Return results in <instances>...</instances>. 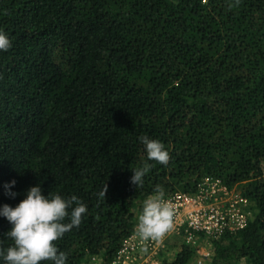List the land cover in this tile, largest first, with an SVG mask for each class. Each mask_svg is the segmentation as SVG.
<instances>
[{
	"label": "trees",
	"instance_id": "16d2710c",
	"mask_svg": "<svg viewBox=\"0 0 264 264\" xmlns=\"http://www.w3.org/2000/svg\"><path fill=\"white\" fill-rule=\"evenodd\" d=\"M234 5L0 0L11 41L0 51V209L38 185L45 197L75 195L87 212L56 247L66 264H111L157 185L192 195L213 177L240 187L256 215L211 240L212 264H264V0ZM141 135L165 145L167 166L147 159ZM146 162L137 188L131 170ZM11 228L0 216V249ZM194 254L184 246L163 264Z\"/></svg>",
	"mask_w": 264,
	"mask_h": 264
},
{
	"label": "clouds",
	"instance_id": "9594fccd",
	"mask_svg": "<svg viewBox=\"0 0 264 264\" xmlns=\"http://www.w3.org/2000/svg\"><path fill=\"white\" fill-rule=\"evenodd\" d=\"M239 4L240 0H235L234 6ZM10 47L11 41L3 30H0V51H7ZM139 141L144 146L149 161L168 165L170 155L162 142L147 135H141ZM150 169L151 165L146 162L142 167L131 170L133 172L131 183L137 188L142 187L144 177ZM15 183L12 181L10 185H5L8 189L6 195L12 198L17 195L11 192ZM107 192L108 183L99 191V198L105 200ZM86 212L87 206L75 195L65 199L51 192L45 197L41 186L31 187L26 198L15 208L4 205L0 209V216L5 217L12 225L6 236L13 241L12 246L0 249V257L5 264H41L43 261L66 264L67 255L59 251L55 242L73 228H79ZM173 216L174 208L171 201L165 199L164 189L157 185L153 194L143 202L134 238H139L142 242L161 241L173 228ZM66 218L69 221L67 223L64 222Z\"/></svg>",
	"mask_w": 264,
	"mask_h": 264
},
{
	"label": "built area",
	"instance_id": "2783aa9c",
	"mask_svg": "<svg viewBox=\"0 0 264 264\" xmlns=\"http://www.w3.org/2000/svg\"><path fill=\"white\" fill-rule=\"evenodd\" d=\"M203 2L207 3V0ZM165 199L170 200L174 208L172 230L159 242H142L134 238V228L123 240L111 264H163L162 254L169 238L182 236L189 245H196L202 236L209 237V242L212 239L219 241L228 231L235 234L245 229L256 211L255 203L236 187H228L213 177H205L192 195L176 192ZM203 256L210 259L211 251L205 250ZM92 259L96 261L97 257Z\"/></svg>",
	"mask_w": 264,
	"mask_h": 264
},
{
	"label": "rangeland",
	"instance_id": "374dc122",
	"mask_svg": "<svg viewBox=\"0 0 264 264\" xmlns=\"http://www.w3.org/2000/svg\"><path fill=\"white\" fill-rule=\"evenodd\" d=\"M236 188L238 189L239 192L242 193V190L240 187H236ZM255 215H256V211L254 212L253 218L255 217ZM200 238L205 239V241L208 240V242L210 239L209 237L207 238L204 236H202ZM210 244H211V242L207 243L206 248L211 251L212 256L210 259H205L203 256V253L198 251L199 248L197 246L189 245L182 236L177 235V236L169 238V240L166 241L165 252L162 254V257L164 258V261H172L176 258L177 254L183 249L184 246H189L195 252V254H194L192 260L189 262V264H202V262H204V264H212V262H213L212 257H214L215 254H214V247H213V245H210ZM211 259H212V261H211ZM84 264H101V260L99 261V258H97L96 261L91 259V260L84 262ZM235 264H250V262L248 260L243 259L239 262H235Z\"/></svg>",
	"mask_w": 264,
	"mask_h": 264
},
{
	"label": "crops",
	"instance_id": "0c3cea01",
	"mask_svg": "<svg viewBox=\"0 0 264 264\" xmlns=\"http://www.w3.org/2000/svg\"><path fill=\"white\" fill-rule=\"evenodd\" d=\"M193 246H197L199 248L198 251L201 252V253H203V252H205V250H207V248H206L207 242L205 241V239H202V238H200L197 241V244L196 245H193Z\"/></svg>",
	"mask_w": 264,
	"mask_h": 264
}]
</instances>
